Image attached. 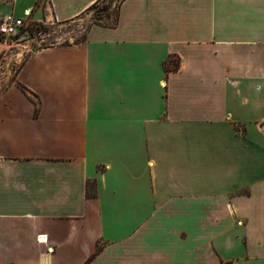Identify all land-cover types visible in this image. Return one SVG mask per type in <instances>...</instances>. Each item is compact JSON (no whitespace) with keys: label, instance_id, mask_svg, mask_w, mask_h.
I'll use <instances>...</instances> for the list:
<instances>
[{"label":"crops","instance_id":"obj_1","mask_svg":"<svg viewBox=\"0 0 264 264\" xmlns=\"http://www.w3.org/2000/svg\"><path fill=\"white\" fill-rule=\"evenodd\" d=\"M4 79L0 264H264V0H122Z\"/></svg>","mask_w":264,"mask_h":264},{"label":"rangeland","instance_id":"obj_2","mask_svg":"<svg viewBox=\"0 0 264 264\" xmlns=\"http://www.w3.org/2000/svg\"><path fill=\"white\" fill-rule=\"evenodd\" d=\"M121 1L99 0L93 8L87 9L75 20L66 23H41L32 20L31 26L17 36L12 38L1 36L0 71L2 74L0 75L5 78L2 85H6L16 76L21 65L32 51L57 44L82 41L91 25L112 24ZM176 65V60L172 59V68Z\"/></svg>","mask_w":264,"mask_h":264},{"label":"built area","instance_id":"obj_3","mask_svg":"<svg viewBox=\"0 0 264 264\" xmlns=\"http://www.w3.org/2000/svg\"><path fill=\"white\" fill-rule=\"evenodd\" d=\"M44 6L50 8V0H44ZM31 9L25 11V15L23 18H13L12 16H7L0 20V37L4 36L7 38H12L17 36L22 31L28 29L31 26ZM46 22H56L53 18L48 19L42 23ZM39 242H42L44 239L40 236Z\"/></svg>","mask_w":264,"mask_h":264},{"label":"trees","instance_id":"obj_4","mask_svg":"<svg viewBox=\"0 0 264 264\" xmlns=\"http://www.w3.org/2000/svg\"><path fill=\"white\" fill-rule=\"evenodd\" d=\"M98 2H99V0L96 3H94L92 6H90L88 9L93 8ZM98 24H100V23H98ZM104 25H107V24H104ZM178 67L179 66H178V63H177V65L174 66L173 69H178ZM86 196H87V198H94L95 190H94V185L93 184H89V183L87 184V186H86Z\"/></svg>","mask_w":264,"mask_h":264}]
</instances>
